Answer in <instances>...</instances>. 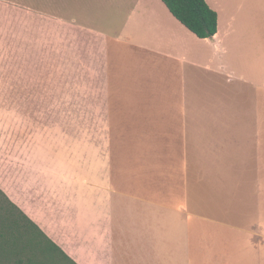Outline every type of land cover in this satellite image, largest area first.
Here are the masks:
<instances>
[{"label":"crops","instance_id":"1","mask_svg":"<svg viewBox=\"0 0 264 264\" xmlns=\"http://www.w3.org/2000/svg\"><path fill=\"white\" fill-rule=\"evenodd\" d=\"M246 1L205 0L208 39L161 0L0 3V66L46 109L27 158L15 144L12 202L76 264H264V72L241 62L264 18L237 19ZM205 82L224 108L193 99Z\"/></svg>","mask_w":264,"mask_h":264},{"label":"rangeland","instance_id":"2","mask_svg":"<svg viewBox=\"0 0 264 264\" xmlns=\"http://www.w3.org/2000/svg\"><path fill=\"white\" fill-rule=\"evenodd\" d=\"M225 1V0H223ZM28 2V0H0V3L7 4H21ZM235 4V8L238 6V0H231V4ZM246 5L248 10L242 11L237 19H246L252 22H258L264 18V12L262 10H252L253 5L263 7L264 0H247ZM253 29H249L252 31ZM251 46V45H249ZM6 68L3 70L0 66V183L3 185V190L13 200V169L15 160V144H18V154L23 158H27V152L21 149L27 148L33 141L28 139L32 132L37 131V119L38 117L45 116V108L28 105L29 98L44 99V96H40V93L36 94L35 91L30 93L25 91L30 86V79L25 76H18L15 78L13 69V58H7L5 60ZM242 69L246 71L248 75H256L257 73L264 72V54L261 55H241ZM6 76L4 77V74ZM17 77V76H16ZM16 79V80H15ZM39 79V77H38ZM169 84L166 86L154 85L151 83L150 86L144 88L145 100L157 99V95L162 96L166 93V90L172 88L175 90V81L172 77H168ZM34 83V82H33ZM42 83V82H41ZM37 82L38 84H41ZM213 87L209 83L205 82L202 86L198 87V90L192 91L194 100H199V104H210L213 106L212 109H216V106L221 109L223 99L218 97L217 94L210 89ZM208 88V92L204 91ZM24 89V91H23ZM176 91V90H175ZM31 95H33L31 97ZM198 96V99H197ZM201 96V98H200ZM206 96V98H205ZM26 101L22 102L21 106H15V100ZM199 110L203 107H199ZM20 143L22 145H20Z\"/></svg>","mask_w":264,"mask_h":264},{"label":"trees","instance_id":"3","mask_svg":"<svg viewBox=\"0 0 264 264\" xmlns=\"http://www.w3.org/2000/svg\"><path fill=\"white\" fill-rule=\"evenodd\" d=\"M199 39L217 33L218 18L205 0H161ZM0 264H76L0 189Z\"/></svg>","mask_w":264,"mask_h":264}]
</instances>
